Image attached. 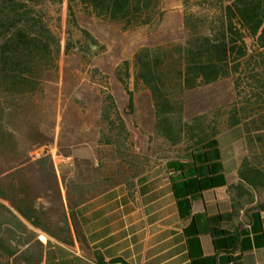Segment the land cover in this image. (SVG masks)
Here are the masks:
<instances>
[{"label": "trees", "instance_id": "trees-1", "mask_svg": "<svg viewBox=\"0 0 264 264\" xmlns=\"http://www.w3.org/2000/svg\"><path fill=\"white\" fill-rule=\"evenodd\" d=\"M38 3L0 0V264L43 260L45 244L37 232L26 236L32 231L30 226L70 242L69 211L95 194H87L84 185L65 173L62 182L53 154L35 156L21 141V137L26 140L19 131L21 121L45 92L49 73L59 67L61 40L35 9ZM183 3L184 39L143 45L132 61L126 59L116 69L129 92L125 112L134 111V91L129 86L134 78L136 89L146 88L152 95L156 136L176 145L191 141L178 154L200 163L218 154L217 135L222 130L240 126L248 154L240 167L242 180L233 189L244 201H253L255 191L264 193V0ZM163 4L164 0H68L69 19L78 24V9L128 30L159 24L165 16ZM85 33L87 48H96L99 42L88 30ZM70 48L68 40L66 51ZM226 77L234 79L236 100L216 109L210 125L204 124L203 115L187 120L185 91ZM101 118V143L106 148L100 160L78 163L94 168L107 187L121 182L133 187L150 161L133 149L112 92L103 96ZM38 183L48 185L45 195L35 190ZM50 194L56 195L60 210V218L53 221L50 210L40 202Z\"/></svg>", "mask_w": 264, "mask_h": 264}, {"label": "crops", "instance_id": "crops-1", "mask_svg": "<svg viewBox=\"0 0 264 264\" xmlns=\"http://www.w3.org/2000/svg\"><path fill=\"white\" fill-rule=\"evenodd\" d=\"M102 102L103 97L97 113L98 155L77 159L73 175L64 172L87 194H95L69 211L70 242L38 236L45 249L36 264H264V193L255 191L253 201L246 202L233 189L242 180L240 167L248 154L243 129L222 130L218 154L209 162H193L182 154L153 162L157 154L137 151L131 141L125 114L134 111H122L133 149L150 162L135 186L107 187L94 168L78 163L98 162L106 148L101 143ZM226 136L229 140L223 141Z\"/></svg>", "mask_w": 264, "mask_h": 264}, {"label": "rangeland", "instance_id": "rangeland-1", "mask_svg": "<svg viewBox=\"0 0 264 264\" xmlns=\"http://www.w3.org/2000/svg\"><path fill=\"white\" fill-rule=\"evenodd\" d=\"M33 5V4H31ZM34 6V5H33ZM165 16L159 24L125 30L120 23L86 14L76 10L78 24L69 19L68 0H39L34 7L42 13L54 33L61 40L59 67L49 73L45 92L38 95L33 111L23 118L19 131L28 141L22 143L32 153L50 152L61 173L77 169L76 160L94 159L101 147L98 142L99 120L97 113L101 98L112 92L120 106L129 103V92L117 77L116 69L123 61L133 60L135 52L143 45L182 40L185 38L183 0H164ZM88 30L99 42L96 48H87ZM70 40L71 48L66 51ZM134 91V113L125 114L129 123L135 149L171 157L187 149L191 141L179 144L159 139L155 133V108L149 90L136 89L134 79L129 82ZM233 77H226L210 84L185 91V118H203L205 125L212 123L214 112L236 100ZM230 136V134H229ZM229 136L223 138L228 141ZM147 154V153H146ZM87 173L83 174L86 177ZM37 184V182H36ZM35 190L43 193L47 184L38 183ZM43 195H45L43 193ZM51 212V221L60 218L56 195L40 199ZM26 235L44 232L30 226ZM45 235V234H44Z\"/></svg>", "mask_w": 264, "mask_h": 264}, {"label": "built area", "instance_id": "built-area-1", "mask_svg": "<svg viewBox=\"0 0 264 264\" xmlns=\"http://www.w3.org/2000/svg\"><path fill=\"white\" fill-rule=\"evenodd\" d=\"M41 154L40 153H36V156H40Z\"/></svg>", "mask_w": 264, "mask_h": 264}, {"label": "bare ground", "instance_id": "bare-ground-1", "mask_svg": "<svg viewBox=\"0 0 264 264\" xmlns=\"http://www.w3.org/2000/svg\"><path fill=\"white\" fill-rule=\"evenodd\" d=\"M42 236H43V238H46V236L44 234Z\"/></svg>", "mask_w": 264, "mask_h": 264}]
</instances>
